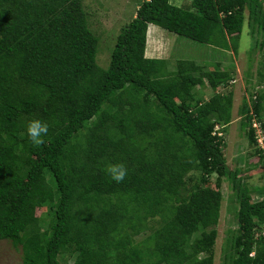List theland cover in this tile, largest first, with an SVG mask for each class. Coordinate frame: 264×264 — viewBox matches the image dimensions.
<instances>
[{
  "label": "trees",
  "instance_id": "1",
  "mask_svg": "<svg viewBox=\"0 0 264 264\" xmlns=\"http://www.w3.org/2000/svg\"><path fill=\"white\" fill-rule=\"evenodd\" d=\"M245 12L263 47L262 0H142L102 69L83 0H0V240L21 264H213L225 179L238 206L231 264H264V198L228 169L215 131L231 122V72L145 56L149 25L236 53ZM255 77L264 84V57ZM251 104L261 121L264 91ZM32 119L48 124L41 145ZM119 163L118 184L106 168Z\"/></svg>",
  "mask_w": 264,
  "mask_h": 264
},
{
  "label": "rangeland",
  "instance_id": "2",
  "mask_svg": "<svg viewBox=\"0 0 264 264\" xmlns=\"http://www.w3.org/2000/svg\"><path fill=\"white\" fill-rule=\"evenodd\" d=\"M142 0H83L85 11L88 15V26L98 36V47L96 53V63L106 69L109 64L110 55L116 43V38L121 28L127 24L135 15L136 9ZM177 6H188L191 0H171ZM264 14V0H262ZM245 23L238 40L236 53L232 50L221 51L211 49L206 45H201L184 38H178L161 28L151 25L147 31V42L145 56L147 58L165 59L172 67L177 60H194L204 64L209 69L226 68L232 74L231 89L233 92V105L231 110V122L225 127L226 132L222 133L220 127L216 126L217 136L222 135L224 140L223 157L229 170H238L241 184L251 190L254 201L264 198V191L260 189L264 186V159H259L256 154V145L250 144L249 129L254 133V139L258 148L264 147V139L261 129L252 128L250 124L252 113V101L256 95L264 91V84H258L256 72L258 65L264 57V46L259 48L263 33H252L251 25L248 21V14L245 12ZM256 32V31H255ZM255 42V44H254ZM247 62L251 67V84L246 83ZM203 98L211 96L209 88L203 89ZM253 97H255L253 99ZM247 109L244 114L239 113L243 104ZM257 118V117H256ZM253 122V118L252 121ZM264 125V116L261 119ZM222 133V134H221ZM219 134V135H218ZM215 177H211L212 183ZM222 201L220 207V217L217 229V239L214 245L213 264H231L234 250L233 242L236 235V213L238 206L232 198V191L228 181L223 180L221 186ZM45 210L36 209L39 216ZM151 227H156V223H150ZM143 235L138 236L140 239ZM60 263H71L72 260L66 257H59ZM0 264H21V252L14 248L12 244L5 240H0Z\"/></svg>",
  "mask_w": 264,
  "mask_h": 264
},
{
  "label": "clouds",
  "instance_id": "3",
  "mask_svg": "<svg viewBox=\"0 0 264 264\" xmlns=\"http://www.w3.org/2000/svg\"><path fill=\"white\" fill-rule=\"evenodd\" d=\"M48 131V124L39 119L30 120L26 127L27 136L34 145L43 144V137L48 134ZM106 172L110 179L118 184L122 183L128 175V169L122 163L109 165L106 168Z\"/></svg>",
  "mask_w": 264,
  "mask_h": 264
},
{
  "label": "built area",
  "instance_id": "4",
  "mask_svg": "<svg viewBox=\"0 0 264 264\" xmlns=\"http://www.w3.org/2000/svg\"><path fill=\"white\" fill-rule=\"evenodd\" d=\"M254 98L255 97H253V99ZM250 115L252 116L250 119V124H252V128H254V129L259 128V130L261 129V131H262L261 134H262V137L264 139V130L262 129L263 125H262L261 121H259L258 118H256V116L253 113H251ZM252 118H253V122H251ZM258 145H262V144L258 143ZM254 235H255V238H259V237L263 238L264 237V227H262L261 229L255 230Z\"/></svg>",
  "mask_w": 264,
  "mask_h": 264
},
{
  "label": "crops",
  "instance_id": "5",
  "mask_svg": "<svg viewBox=\"0 0 264 264\" xmlns=\"http://www.w3.org/2000/svg\"><path fill=\"white\" fill-rule=\"evenodd\" d=\"M151 25L148 26V28L150 27Z\"/></svg>",
  "mask_w": 264,
  "mask_h": 264
}]
</instances>
